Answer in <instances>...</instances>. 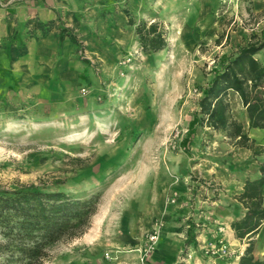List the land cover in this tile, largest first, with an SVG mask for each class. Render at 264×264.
I'll return each mask as SVG.
<instances>
[{"label": "rangeland", "instance_id": "1", "mask_svg": "<svg viewBox=\"0 0 264 264\" xmlns=\"http://www.w3.org/2000/svg\"><path fill=\"white\" fill-rule=\"evenodd\" d=\"M246 1L0 0V191L44 184L91 199L97 210L90 226L99 221L104 232L167 180H186L187 239L179 264H188L193 253L231 264L246 244L233 245L209 230L215 222L209 202L224 189L198 171L217 164L227 168L225 180L238 179L254 174L259 160L210 127L196 129L188 152L181 143L217 58L235 50V36L247 40L264 29V8L249 11ZM139 21L160 23L164 49L143 53ZM45 23L52 27L46 34ZM58 27L68 28L79 44L65 38L58 45ZM31 43L37 44L35 69ZM7 62L22 65L21 74H3ZM243 125L255 142L264 140L263 131ZM200 196L208 203L200 204ZM169 198L176 201L178 192ZM81 236L57 244L43 264H91ZM219 236L226 255L209 249ZM255 239L254 256L261 258L264 228ZM126 251L105 247L100 264H123L118 254ZM138 261L144 262L140 254Z\"/></svg>", "mask_w": 264, "mask_h": 264}, {"label": "trees", "instance_id": "2", "mask_svg": "<svg viewBox=\"0 0 264 264\" xmlns=\"http://www.w3.org/2000/svg\"><path fill=\"white\" fill-rule=\"evenodd\" d=\"M125 12L127 23L133 25L129 11ZM47 25H40L45 28V34L52 28L45 27ZM57 30L58 45L65 38L79 44L68 28L58 27ZM135 32L145 55L167 45L164 28L156 21H139ZM263 49L264 29L259 35L252 33L231 53L217 58L210 70V79L196 98V108L181 143L185 152H188L187 143L196 129L203 127L224 133L234 145L249 149L255 155L264 151L263 146L249 137L231 107L232 97H237L246 113L248 129L264 132V62L256 56ZM259 172L258 178L245 182L237 197L246 211L242 218L231 223V227L235 238L246 246L236 264H264V253L261 258H256L253 253L255 237L264 221V162L259 166ZM96 210L93 200L74 197L63 190H52L44 184L0 191V264H43L50 258L53 247L87 231Z\"/></svg>", "mask_w": 264, "mask_h": 264}, {"label": "crops", "instance_id": "3", "mask_svg": "<svg viewBox=\"0 0 264 264\" xmlns=\"http://www.w3.org/2000/svg\"><path fill=\"white\" fill-rule=\"evenodd\" d=\"M249 6L253 7H248L247 10L261 12V10L264 8V0H251V4ZM245 36L246 35L240 34L234 37V49L237 47V45L242 43L243 39L246 40ZM31 44L29 47L34 49V51L31 53L34 63H32L31 66L35 69V65L37 64V44ZM256 56L264 62V49ZM20 58L21 57L18 59ZM13 65H9L8 62L5 64L2 63L1 66L3 74L8 75L13 73L17 76L20 75L21 72L18 70L20 67H22V65L17 64L15 68ZM231 107L233 113L234 110L240 111L239 113L241 116L239 120H241L243 124L245 122L248 127L246 113L238 98L237 101L235 100V105H232ZM255 143L264 147V140L260 141V143ZM246 150L247 156L250 154L259 160L256 162V170L254 174L250 176L248 173H245L241 176H238V179L240 180L235 177L232 180H225V177L228 175L227 168L217 164L211 166L209 169H199L198 171L200 174H203L202 177L204 178H210L214 176L219 182H222V188L224 190L219 193L216 200L214 199L209 202V207L213 212L215 221L213 223H209V230L213 231V235L217 234L226 236L228 241L233 245L239 244L240 241L235 238L231 223L242 218L246 211L237 197L243 191L244 184L247 180H253L260 176L259 166L264 162V151L258 155H255L251 150ZM188 186L189 181L186 180H167L164 185L161 186V192L158 194L154 192L153 196H149L148 198L146 197L144 199V206L137 207L136 209L132 210L131 213L123 214L115 225L107 227V229L105 228L104 232L102 231L103 228L99 225V221H94L93 224H91L89 230L81 236L83 244L87 245L89 251L88 259H90L91 264H100V251L108 246L129 249V251L119 252L118 254V257L123 264H179L181 262V254L185 248V240L187 239V230L184 218L188 212L186 206ZM202 188V185H200V194L202 192ZM175 190L179 194V198L176 201L174 198H169L171 193ZM262 195L264 205V186ZM199 202L200 204L208 203L203 197L199 198ZM157 217H162L164 219V226L160 231L157 246L153 253L146 259V261L139 262V253L137 248L143 242L144 233L149 230L154 218ZM219 223L223 224L222 231L218 229L221 227ZM263 228L264 221L259 232L263 230ZM262 245L264 246V240ZM189 251H191V253L193 252V250ZM241 253L242 252H239L238 256ZM238 256L231 264H236ZM188 264H226V262L200 253H193V255L188 259Z\"/></svg>", "mask_w": 264, "mask_h": 264}, {"label": "built area", "instance_id": "4", "mask_svg": "<svg viewBox=\"0 0 264 264\" xmlns=\"http://www.w3.org/2000/svg\"><path fill=\"white\" fill-rule=\"evenodd\" d=\"M164 226V222L161 218H156L152 223L149 230L145 233L143 242L140 247H138V252L140 254V259L144 261V259L148 258L157 246V242L159 239L160 231ZM222 231V227L219 228ZM224 237L219 236L214 245L210 243L209 249L211 253H218L220 255H226L228 253V247L224 242Z\"/></svg>", "mask_w": 264, "mask_h": 264}]
</instances>
